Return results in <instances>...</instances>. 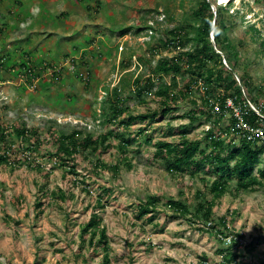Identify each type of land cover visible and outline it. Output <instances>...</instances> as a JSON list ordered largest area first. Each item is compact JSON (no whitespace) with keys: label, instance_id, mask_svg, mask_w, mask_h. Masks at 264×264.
<instances>
[{"label":"rangeland","instance_id":"1","mask_svg":"<svg viewBox=\"0 0 264 264\" xmlns=\"http://www.w3.org/2000/svg\"><path fill=\"white\" fill-rule=\"evenodd\" d=\"M194 5V0H85L76 5L73 0L0 1V26L6 30L0 31V55L4 57L0 66V126L10 128L25 122L38 129L43 143L34 155L43 170L51 172L46 181L31 165L0 166V264H106L102 245L99 254H94L88 249L87 239L80 250L81 224L94 212L102 216L109 236L108 264H203L204 255L211 264H227L230 251L225 250L223 255L221 247L230 248L231 244H222L215 230H201L202 222L175 217L173 210L162 204L153 223L135 215L136 203L149 194L166 201L170 196L179 198L182 189L194 204L198 201L195 191L200 188L212 197L207 187L211 178L204 182L186 175L177 180L166 169L165 161L154 157L158 141L176 143L181 139L182 127L189 123L180 116L191 103L182 101L177 111L161 114L126 152L119 146L120 139L114 138L110 140L114 146L107 151L97 156L88 154L86 160L78 156V174L55 163L48 154L55 151L54 136L61 131L69 133L77 128L83 135H96L110 128L102 123L100 115L94 116L95 111H101L105 87H121L124 97L131 94L124 106L129 105L134 113L160 109L159 97L152 92L143 103L132 93L135 77L148 72V66L138 64L137 58L147 49L144 42L149 33L146 30L138 36L136 27L150 24L158 37L164 30L186 23ZM227 9L222 8L224 19L230 26L232 43L241 54L237 72L248 73L253 84L264 87V0H233ZM252 24L257 31L247 30ZM122 27L130 29L121 34ZM29 57L31 65L46 60L63 63L73 57L79 72L85 68L92 76L87 84V79L63 71L61 78L45 89L43 80H53L45 71L41 80L34 78L33 89L24 70L16 78L21 60L24 58L25 63ZM5 79L9 81L3 82ZM182 82L180 77V86ZM144 125L138 121L119 132L127 136ZM207 126L195 127L187 136L200 138ZM149 136L151 142L146 140ZM15 148H22L20 142ZM19 152L13 158L22 159ZM124 156L132 161L131 169ZM97 157L107 166L121 164L119 173L97 169ZM263 161L264 154L258 167ZM254 174H259L258 168ZM235 183L231 182L230 189L217 201L214 217L225 216L230 231L244 235L242 246L233 248L242 256L236 264H264L263 241L254 251L246 247L253 237L264 236V181L257 190L240 193ZM58 187L66 191L65 201L46 194ZM99 197L103 205L97 206ZM38 202L42 203L40 209Z\"/></svg>","mask_w":264,"mask_h":264},{"label":"trees","instance_id":"2","mask_svg":"<svg viewBox=\"0 0 264 264\" xmlns=\"http://www.w3.org/2000/svg\"><path fill=\"white\" fill-rule=\"evenodd\" d=\"M73 1L76 5L78 1L84 2L85 0ZM194 1V8L186 17L187 22L164 30L158 37L154 33L151 34L150 38L144 42L147 52L139 54L137 58L138 64L143 63L148 66V72L145 76L138 74L135 77L132 93L135 94L139 102L143 103L145 96L152 92L159 97L160 109L149 108L146 112L134 113L130 110L129 105L124 106V103L131 99V94L124 97L121 87L114 86L112 89L105 87L103 91L106 96L100 103V116L102 123L110 128L96 135L94 133L83 135L75 128L69 133L61 131L54 136L51 130V134H49L55 138V151L48 152V154L50 159L55 158L60 166H67L69 171L78 174L76 170L79 164L78 156L82 155L85 160L88 154L97 156L114 146L110 141L114 138L120 139L119 146L126 152L136 137L145 133L161 114L166 115L169 112L177 111L182 101L191 103V107L184 112V115L180 116L187 119V123H189L182 127L181 139L176 143L167 140L158 141L154 157L157 160L165 161L166 169L177 180L184 179L186 175L192 179H202L204 182L211 178V184L207 187L212 197L208 198L204 190L200 188L195 191L198 201L194 204L189 202V196H185L182 189L179 191V198L170 196L166 201H163L160 195L149 194L144 200L136 203L135 215L137 219L146 218V222L153 223L157 217L159 205L162 204L173 210L175 217L202 222L204 226H200L201 230L205 228L207 231L211 229V232L215 230L217 239L224 244L222 237L233 234V232L228 228L225 216L214 217V206L217 201L230 189L231 182H236V191L240 193L248 189L257 190L258 187L263 186L264 181V161L262 167H258L261 155L264 154V147L244 138H238L237 141L236 135L227 133L229 125H225L226 120L232 123L233 118L228 114L229 108L226 107V100L227 98L233 99L236 105L247 112L246 119L255 123L259 115L251 109L249 103L251 102L264 112V87L253 84L248 73L239 75L237 72L241 54L238 46L232 43L229 34L230 26L224 19L222 8L226 7L219 6L216 0ZM169 11L170 8L167 9V12ZM2 24L5 23L2 22ZM4 27L1 25L0 31H6L3 29ZM149 28L155 29L150 24L138 26L136 34L140 36ZM129 29L122 27L120 33L125 34ZM212 30H214L215 44L211 39ZM247 30L257 31L254 25L248 27ZM188 45L190 47L186 49ZM218 50L224 54L230 68L225 66L223 56ZM3 58L2 55L0 57L1 67ZM156 58V64H153L152 61ZM23 60L25 59L23 58ZM23 60L19 65V70H21L16 73V78L23 70L24 73H28L27 69L31 66L46 63L47 67L54 68L59 65L47 60L31 65L30 57L25 63ZM73 61L76 62L75 59ZM45 71L46 66L44 65L41 73ZM63 71H67V69H63L58 74L54 73L53 80H43V88H48L51 83L60 79ZM82 72L69 73L80 79H87L88 84L92 72L85 68L82 69ZM86 72H88L87 76ZM234 72L239 76L240 82ZM166 77H169L170 81H166ZM180 77L183 78L182 86L179 83ZM29 81H32V77ZM155 87L156 89L153 91ZM255 90L256 93H254ZM216 104H219L221 111H214ZM94 113V116L98 115L97 111ZM138 121L145 122V125L141 126L137 132L133 133L129 130L130 133L127 136H123L119 132V129L127 130ZM204 124H209V128L203 130L202 137L193 139L187 136L191 129ZM146 140L151 142L152 136L147 137ZM18 142L22 148H15V144ZM42 143L41 132L36 128L28 127L25 122L17 126L11 125L10 128L0 126V166L11 165L14 167L17 166V163L31 165L40 171L46 181H49L51 172L43 170L44 167L37 163L34 157L33 160H29L25 155L26 151H29L32 156L37 154ZM19 151L23 153L20 155L22 159H19V156L13 158V154L20 153ZM123 158L127 167L131 169L132 161L127 156ZM95 166L97 169H109L115 174H118L121 168V164L105 165V161L100 157L96 158ZM256 168L259 172L257 175L254 174ZM181 184L184 185V183ZM46 194H50L51 198L56 201L67 199L66 191L59 187L57 190L47 191ZM15 199L18 200V197ZM96 205H103L102 198L97 199ZM37 206L40 209L42 203L38 202ZM102 221V216L94 212L87 222L81 224L80 240L82 245L80 250L84 249L87 239L89 241L88 249L92 250L91 252L94 254H99L98 247L102 245L103 262L108 264L110 262L109 236ZM217 225L220 226L219 229H216ZM233 236L236 238L233 239L230 248L221 247V250H224L223 255L225 250L229 249L230 251V254L226 256L227 264H236V261L242 257L237 251L233 252V248L238 244L237 239L244 238V235L238 232ZM262 241L264 242L263 235L253 237L252 241L246 244L247 250L254 251ZM84 258L86 259L87 256ZM202 261L203 264H211L206 255L203 256ZM262 262L264 263V260Z\"/></svg>","mask_w":264,"mask_h":264},{"label":"built area","instance_id":"3","mask_svg":"<svg viewBox=\"0 0 264 264\" xmlns=\"http://www.w3.org/2000/svg\"><path fill=\"white\" fill-rule=\"evenodd\" d=\"M61 68V65L55 66L53 69H50V73L58 72ZM69 68L70 70H74V64H70ZM33 87H35V85H33ZM249 104L251 109L259 115L255 123L249 122L246 119L247 112L243 111L239 105H236L233 99L227 98L226 107L229 108L228 114L233 118V123L227 133L236 135L237 138H244L247 141L257 143L264 147V114L253 104ZM219 110L220 106L219 104H216L214 106V111L218 112ZM222 238L224 243L231 244L236 237H234L233 234H229ZM237 241L240 246L244 243L243 238H238Z\"/></svg>","mask_w":264,"mask_h":264},{"label":"clouds","instance_id":"4","mask_svg":"<svg viewBox=\"0 0 264 264\" xmlns=\"http://www.w3.org/2000/svg\"><path fill=\"white\" fill-rule=\"evenodd\" d=\"M216 2H217V4L219 5V6H223V7H230L231 6V3L233 2V0H226V1H224V0H216ZM214 9H216L215 8V6H214ZM237 11L239 10V9H236ZM236 10L235 11H233V13H235L236 12ZM252 25H254V24H252ZM251 25V26H252ZM255 26V25H254ZM154 27V26H153ZM250 27V26H249ZM213 31L214 30H212V32H211V39H212V41H213V43L215 44V39H214V35H213ZM147 33H149V35H146L145 36V38L146 39H149L150 37V35L151 34H153L154 33V29H152V28H149V29H147ZM149 37V38H148ZM218 51H220V50H218ZM221 52V51H220ZM219 52V53H220ZM220 54H222V56H223V63L225 64V66L226 67H228V68H230V66H229V64L227 63V61H226V59H225V56H224V54L221 52ZM73 57L72 58H70V59H67L65 62H63V63H58L59 65H61L62 66V68L58 71V72H54L55 74H58V73H60V72H62V70L63 69H67V71L68 72H79V67L77 66V63L76 62H74L73 61ZM70 64H74V70H70V68H69V66H70ZM44 65L46 66V71H48V74H50L51 76H52V78H55V74L54 73H50V69H53V67L51 68V67H47V65H46V63H43V64H39V66H31V68H28L27 70L29 71H27L28 73H25L26 75H29L30 77H32V81L30 82L29 81V85L31 86V87H33V85H35V87H33V89H36V84L35 83H33V81H34V78H36V77H38V79H40L41 80V78H42V75L44 74V73H41L42 72V70H43V67H44ZM58 65V66H59ZM39 68V69H38ZM38 70V71H37ZM36 71H37V73H36ZM80 73H83L82 72V70H81V72ZM87 73L88 72H86L85 73V75L87 76ZM234 74L236 75V77H237V80L240 82V78H239V76L237 75V73L236 72H234ZM20 75V74H19ZM41 76V77H40ZM88 77H89V75H88ZM6 81H9L8 79H5L3 82H6ZM104 92V91H103ZM105 93V92H104ZM251 103V102H250ZM252 104V103H251ZM254 105V104H253ZM255 106V105H254ZM256 107V106H255ZM258 108V107H257ZM259 109V108H258ZM99 110H101V109H99ZM260 110V109H259ZM101 112V111H100ZM100 112H99V114L98 115H100ZM263 114H264V112L263 111H261ZM80 122L78 121V122H76V124L74 125V126H76L77 124H79ZM232 123H233V121H232ZM232 123L230 122L229 123V121H227L226 120V123H225V125H229V129H230V126L232 125ZM208 126L207 127H205L204 129H208L209 128V124H207ZM75 129V128H74ZM236 138V140L238 141L239 139L237 138V137H235ZM252 143H254V142H252ZM254 144H257V143H254ZM258 145V144H257ZM259 146H261V145H259ZM262 147V146H261ZM12 155V154H11ZM25 155L28 157V159L29 160H33V157L35 158V161L37 162V163H39V161H38V159H36V156L34 155V156H32L28 151H26L25 152ZM52 160H54V162L55 163H58V161L55 159V158H53ZM32 163H33V161H32Z\"/></svg>","mask_w":264,"mask_h":264},{"label":"water","instance_id":"5","mask_svg":"<svg viewBox=\"0 0 264 264\" xmlns=\"http://www.w3.org/2000/svg\"><path fill=\"white\" fill-rule=\"evenodd\" d=\"M218 52H220V51H218ZM221 53V52H220Z\"/></svg>","mask_w":264,"mask_h":264},{"label":"bare ground","instance_id":"6","mask_svg":"<svg viewBox=\"0 0 264 264\" xmlns=\"http://www.w3.org/2000/svg\"><path fill=\"white\" fill-rule=\"evenodd\" d=\"M224 1H226V0H224Z\"/></svg>","mask_w":264,"mask_h":264}]
</instances>
